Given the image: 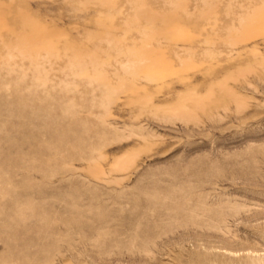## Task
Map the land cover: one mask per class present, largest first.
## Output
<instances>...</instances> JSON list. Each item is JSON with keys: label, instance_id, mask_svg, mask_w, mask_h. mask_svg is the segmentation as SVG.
<instances>
[{"label": "rangeland", "instance_id": "obj_1", "mask_svg": "<svg viewBox=\"0 0 264 264\" xmlns=\"http://www.w3.org/2000/svg\"><path fill=\"white\" fill-rule=\"evenodd\" d=\"M0 264H264V0H0Z\"/></svg>", "mask_w": 264, "mask_h": 264}]
</instances>
